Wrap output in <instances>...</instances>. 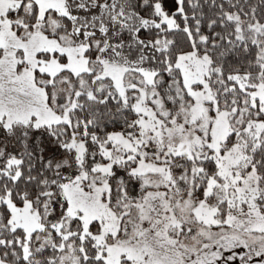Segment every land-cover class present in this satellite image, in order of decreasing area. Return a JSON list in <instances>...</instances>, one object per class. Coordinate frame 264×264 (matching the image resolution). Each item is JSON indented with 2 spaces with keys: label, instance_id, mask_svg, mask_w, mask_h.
<instances>
[{
  "label": "snow or ice",
  "instance_id": "6c2138e0",
  "mask_svg": "<svg viewBox=\"0 0 264 264\" xmlns=\"http://www.w3.org/2000/svg\"><path fill=\"white\" fill-rule=\"evenodd\" d=\"M264 264V0H0V264Z\"/></svg>",
  "mask_w": 264,
  "mask_h": 264
},
{
  "label": "rangeland",
  "instance_id": "374dc122",
  "mask_svg": "<svg viewBox=\"0 0 264 264\" xmlns=\"http://www.w3.org/2000/svg\"><path fill=\"white\" fill-rule=\"evenodd\" d=\"M235 264H239V261H236Z\"/></svg>",
  "mask_w": 264,
  "mask_h": 264
}]
</instances>
